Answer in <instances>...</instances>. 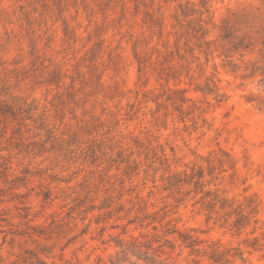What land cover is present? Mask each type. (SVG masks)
I'll list each match as a JSON object with an SVG mask.
<instances>
[{
	"label": "rangeland",
	"instance_id": "374dc122",
	"mask_svg": "<svg viewBox=\"0 0 264 264\" xmlns=\"http://www.w3.org/2000/svg\"><path fill=\"white\" fill-rule=\"evenodd\" d=\"M0 100V264H264V0H0Z\"/></svg>",
	"mask_w": 264,
	"mask_h": 264
},
{
	"label": "trees",
	"instance_id": "16d2710c",
	"mask_svg": "<svg viewBox=\"0 0 264 264\" xmlns=\"http://www.w3.org/2000/svg\"><path fill=\"white\" fill-rule=\"evenodd\" d=\"M1 102L2 101L0 100V113H5V111H7V110H9L10 113L15 112V109L12 106L7 105L6 103L2 104ZM4 107H5V109L7 108V110H4L3 109ZM249 200L251 202H253V203L255 202V200L252 197ZM242 205L243 204L240 203L237 206L238 209H239L238 210L239 211L238 212L239 218L235 222V227H237V229H240L242 227V225H243V224H240L241 220H245L248 217V215L242 214V211H243V206ZM253 209H255V208H253ZM254 212H257V211H254ZM119 244L121 245L122 241ZM131 245H132L131 250L134 249V248H137L139 246V244H137L135 241H132ZM137 251H139V250H137ZM144 253H147V252L145 251ZM139 254L142 255L141 253H139ZM155 256H156V254L153 252V256L148 258L150 264H163L161 261L157 260V258H154ZM126 258H127L126 251H125V249H123V250H121V256L116 258L115 261L119 262V261L125 260ZM144 258H147V256H144ZM215 261H216V263H221V264H223L224 262L225 263L230 262L226 258V252H223V251H216V260Z\"/></svg>",
	"mask_w": 264,
	"mask_h": 264
}]
</instances>
